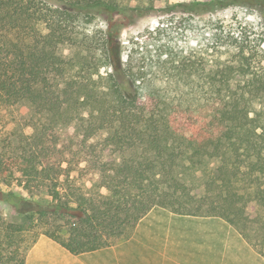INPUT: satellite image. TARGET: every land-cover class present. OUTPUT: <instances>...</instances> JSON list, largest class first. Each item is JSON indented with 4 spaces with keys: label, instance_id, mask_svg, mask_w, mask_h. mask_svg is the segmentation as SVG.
<instances>
[{
    "label": "trees",
    "instance_id": "obj_1",
    "mask_svg": "<svg viewBox=\"0 0 264 264\" xmlns=\"http://www.w3.org/2000/svg\"><path fill=\"white\" fill-rule=\"evenodd\" d=\"M224 1L196 6L207 9ZM112 3L0 0V112L22 102L31 107L27 146L13 156L0 152V180L7 184L21 177L29 193L46 186L51 199L43 204L0 189V202L18 212L33 206L26 211L29 228L36 214L53 217L43 224V235L73 255L130 239L139 221L159 206L221 217L264 256V238L254 237L258 227L264 229V113L251 112L244 94L223 96L222 90L235 91L233 76L224 69L198 76L182 63L172 68L165 86L139 75L133 81L137 91L129 96L122 72L94 78L101 65H111L110 56L90 63L85 57L65 58L61 47L79 36L70 23L84 15L111 21L118 9ZM111 25L105 34L98 32L105 51L113 31L119 35L125 28ZM160 55L162 66L166 60ZM242 58L245 85L264 92L263 75L252 70L248 56ZM108 79L113 85L105 91L101 82ZM47 114L53 125L75 124L80 132L62 144L51 140ZM127 151L130 156H118ZM205 159L219 164L205 174V195L197 199L183 171L200 168ZM195 203L200 205L191 207ZM39 236L18 264H25Z\"/></svg>",
    "mask_w": 264,
    "mask_h": 264
},
{
    "label": "rangeland",
    "instance_id": "obj_2",
    "mask_svg": "<svg viewBox=\"0 0 264 264\" xmlns=\"http://www.w3.org/2000/svg\"><path fill=\"white\" fill-rule=\"evenodd\" d=\"M108 1L118 8L111 21L103 15H84L70 23L79 36L75 42L61 47L60 52L65 58L85 57L90 63L97 61L104 54L110 56L111 65H101L99 75L94 78L97 80L101 76L106 79L111 75L116 76V72H122L120 76L123 75L124 80L122 76L120 79L125 82L129 96L137 91L133 81L139 75H145L146 79L154 77L158 85L165 86L169 81L170 71L182 63L188 66V71L196 70L198 76L202 75V70L212 72L224 69L226 76H233L231 83L235 91L222 90L223 96L244 94L250 100L248 108L251 112L264 113V92H258L254 86L247 87L242 72L246 65L242 58L244 54L248 56L252 70L259 71L264 77V70H259L264 67V0H228L222 5L209 6L207 9L196 5L214 0ZM111 23L116 24L117 28L125 25V28L119 35L113 31L106 52L104 47L100 46L98 32L105 34L104 32L111 28ZM163 27L165 30L159 32ZM87 36L91 37L89 45L84 43ZM159 55L162 60H166L162 66L158 62ZM78 73L79 71L74 75L79 77ZM101 83L105 91L113 85L111 79ZM167 89L166 94H174V91ZM30 117L29 102L1 110V153L13 156L27 146L26 135L31 129ZM46 119L48 128H51V140L57 138L60 144L69 141L81 130L75 124L64 128L61 124L53 125L50 114H47ZM131 152L127 151L118 156H130ZM218 164V159H205L200 168L183 171L186 183L197 199L205 195V174L215 169ZM19 178L21 177L7 184L0 180V189L38 203L47 204L51 201L46 186L36 187L29 193L24 188V181L20 182ZM199 205L195 203L191 207ZM32 209L33 206L28 205L21 213L0 202V264H18L25 254V249L47 228L43 224L53 218H40L36 214L33 219L34 227L29 228L32 222L29 219L31 214H26V211ZM22 226H28V229L19 231ZM258 236L264 238V229L257 228L254 237Z\"/></svg>",
    "mask_w": 264,
    "mask_h": 264
},
{
    "label": "crops",
    "instance_id": "obj_3",
    "mask_svg": "<svg viewBox=\"0 0 264 264\" xmlns=\"http://www.w3.org/2000/svg\"><path fill=\"white\" fill-rule=\"evenodd\" d=\"M25 264H264V257L221 217L157 206L130 239L93 252L73 255L42 234L27 251Z\"/></svg>",
    "mask_w": 264,
    "mask_h": 264
}]
</instances>
